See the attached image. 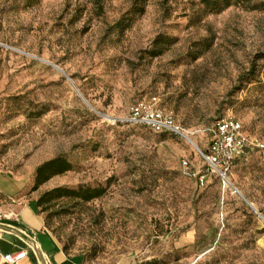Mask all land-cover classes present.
<instances>
[{
    "label": "rangeland",
    "instance_id": "374dc122",
    "mask_svg": "<svg viewBox=\"0 0 264 264\" xmlns=\"http://www.w3.org/2000/svg\"><path fill=\"white\" fill-rule=\"evenodd\" d=\"M160 36L167 44L152 57ZM142 100L172 113L196 147L128 122ZM224 116L264 140V10L0 0V174L25 183L23 200L104 188L43 206L47 231L85 264H264V153L248 149L225 180L200 153ZM56 156L72 169L34 189L36 167ZM1 183L13 196L22 187Z\"/></svg>",
    "mask_w": 264,
    "mask_h": 264
},
{
    "label": "built area",
    "instance_id": "2783aa9c",
    "mask_svg": "<svg viewBox=\"0 0 264 264\" xmlns=\"http://www.w3.org/2000/svg\"><path fill=\"white\" fill-rule=\"evenodd\" d=\"M126 120L132 124L144 125L155 132H170L175 135L185 136L183 127L176 121L172 113L153 107L147 101L142 100L131 106ZM248 149H257L264 153V140L249 136L245 133L243 124L232 116H224L218 119L211 129V139L206 151H200L208 169L216 172L223 180L230 170L232 161L244 155ZM189 162L184 159L183 166L188 169ZM207 174L201 175L200 185H204V178ZM235 191L239 192L236 188ZM8 218V217H6ZM24 234L29 236V234ZM27 256V251L18 253H2L0 257L3 263L18 264Z\"/></svg>",
    "mask_w": 264,
    "mask_h": 264
},
{
    "label": "crops",
    "instance_id": "0c3cea01",
    "mask_svg": "<svg viewBox=\"0 0 264 264\" xmlns=\"http://www.w3.org/2000/svg\"><path fill=\"white\" fill-rule=\"evenodd\" d=\"M0 177V183L15 180L22 184L21 188L17 186L14 196L7 194L9 192L0 186V220L8 219L15 228L29 234L22 236L13 230L0 228L1 252L15 254L26 250L27 256L18 264H42L40 257L46 264H85L81 255L65 253L62 246L47 231L36 199L23 200L21 195L25 183L6 174H0ZM0 264H3L1 257Z\"/></svg>",
    "mask_w": 264,
    "mask_h": 264
},
{
    "label": "trees",
    "instance_id": "16d2710c",
    "mask_svg": "<svg viewBox=\"0 0 264 264\" xmlns=\"http://www.w3.org/2000/svg\"><path fill=\"white\" fill-rule=\"evenodd\" d=\"M199 3L206 11L210 13H219L230 6L238 5V4H245L251 10H264V4L257 2L255 0H199ZM161 38L162 37L160 36L154 42V49L153 51H151L152 57L159 56L163 52L165 44H167L166 42H164V39L162 40ZM197 57L198 55H196L194 58H197ZM253 72H254L253 69H250L248 73H246V75L241 77V81L244 80L245 84L251 83L252 80H254ZM155 98H156L155 96H152L151 100ZM156 133L175 135L170 132H156ZM242 156L243 155L236 157L232 161L231 167ZM182 164H183V161H182ZM72 167H73L72 163L65 156H56L54 158L44 161L43 163L38 165L35 169L33 188L34 189L39 188L41 185L45 184L47 181H49L54 176L61 175L67 171H70ZM103 193H104V188L100 186L98 187L79 186L77 188L58 186V187H54L44 192L41 196L38 197V199H36V202H37V206L39 207L40 213L43 214L42 212L43 206H45V204H48L52 201L59 200L62 198H69L72 200H80V201L87 202V201H90L92 199L102 196ZM3 264H6V263H3ZM142 264H157V261H149V262H145ZM250 264H263V263L254 262Z\"/></svg>",
    "mask_w": 264,
    "mask_h": 264
},
{
    "label": "water",
    "instance_id": "95a60500",
    "mask_svg": "<svg viewBox=\"0 0 264 264\" xmlns=\"http://www.w3.org/2000/svg\"><path fill=\"white\" fill-rule=\"evenodd\" d=\"M78 92H79V90H77ZM81 95V94H80ZM82 96V95H81ZM83 97V96H82ZM83 99L85 100V98L83 97ZM86 101V100H85ZM87 102V101H86ZM190 142L193 144V141L192 140H190ZM245 199V198H244ZM246 200V199H245ZM247 201V200H246ZM248 202V204L251 206V207H253V204L252 203H250L249 201H247ZM253 209H255V208H253ZM260 216H261V214L257 211V210H255ZM0 228H2V229H6V230H13L14 232H16V233H18V234H20V235H22V236H24L25 234H24V232L22 231V230H19V229H17V228H15L14 226H13V224H12V222L11 221H9L8 219H5V220H0ZM30 240V239H29ZM31 241V240H30ZM32 242V241H31ZM33 243V242H32ZM36 251H37V253H38V255H39V257H40V254H39V252H38V250H37V247H36ZM40 260H41V263L42 264H46L45 263V261H44V259L42 258V257H40Z\"/></svg>",
    "mask_w": 264,
    "mask_h": 264
},
{
    "label": "bare ground",
    "instance_id": "6f19581e",
    "mask_svg": "<svg viewBox=\"0 0 264 264\" xmlns=\"http://www.w3.org/2000/svg\"><path fill=\"white\" fill-rule=\"evenodd\" d=\"M189 142H190V140H192L189 136H187V134H186V132H185V136H184ZM191 143V142H190ZM192 144V143H191ZM192 145H194L195 147H196V145H195V143L193 142V144ZM260 217H262L263 218V220H264V217H263V215H261Z\"/></svg>",
    "mask_w": 264,
    "mask_h": 264
}]
</instances>
